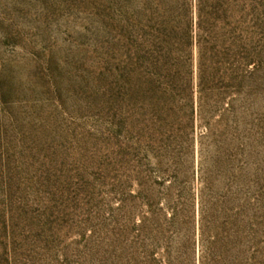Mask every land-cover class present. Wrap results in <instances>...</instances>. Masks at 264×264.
I'll return each mask as SVG.
<instances>
[{"label":"rangeland","instance_id":"1","mask_svg":"<svg viewBox=\"0 0 264 264\" xmlns=\"http://www.w3.org/2000/svg\"><path fill=\"white\" fill-rule=\"evenodd\" d=\"M0 264H264V0H0Z\"/></svg>","mask_w":264,"mask_h":264}]
</instances>
